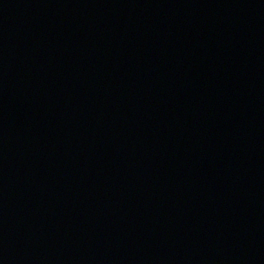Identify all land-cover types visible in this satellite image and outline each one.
<instances>
[{
    "label": "water",
    "instance_id": "obj_1",
    "mask_svg": "<svg viewBox=\"0 0 264 264\" xmlns=\"http://www.w3.org/2000/svg\"><path fill=\"white\" fill-rule=\"evenodd\" d=\"M0 264H264V0H0Z\"/></svg>",
    "mask_w": 264,
    "mask_h": 264
}]
</instances>
